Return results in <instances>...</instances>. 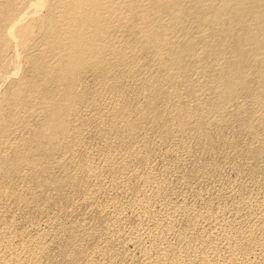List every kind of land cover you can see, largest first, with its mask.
Returning <instances> with one entry per match:
<instances>
[{
  "label": "rangeland",
  "instance_id": "obj_1",
  "mask_svg": "<svg viewBox=\"0 0 264 264\" xmlns=\"http://www.w3.org/2000/svg\"><path fill=\"white\" fill-rule=\"evenodd\" d=\"M125 1L0 0V264H264V0Z\"/></svg>",
  "mask_w": 264,
  "mask_h": 264
},
{
  "label": "bare ground",
  "instance_id": "obj_2",
  "mask_svg": "<svg viewBox=\"0 0 264 264\" xmlns=\"http://www.w3.org/2000/svg\"><path fill=\"white\" fill-rule=\"evenodd\" d=\"M32 1L33 0H31V2L29 3V5H30V8H31V10H32V7L34 8V10H36L35 12H36V14L34 15V20L35 21H42V23H43V25L45 26H48V27H50V29L51 30H56V29H58V30H61L60 32H65L68 36H70V35H72V36H74V37H79V36H81V35H83L84 34V31L86 30V29H89V30H94V31H96V29L98 28L99 29V27H102V25H103V27L104 26H107L108 24V18H114V17H120V15L122 14V16H123V13H122V11H123V7H121L122 6V4L123 3H121L120 2V0H35L34 2H35V4H36V6H34L33 5V3H32ZM126 1H128L129 2V0H126ZM125 1V2H126ZM183 1V0H182ZM194 1V0H193ZM223 1H225V0H223ZM233 1V0H232ZM231 1V2H232ZM131 2V1H130ZM156 2V1H155ZM155 2L154 3H152V5L153 4H155ZM158 2V1H157ZM159 2H160V0H159ZM164 2V1H163ZM178 2V1H177ZM202 2H204V1H202ZM207 2V1H206ZM217 2H219V0L217 1ZM216 2V3H217ZM226 2V1H225ZM234 2V1H233ZM236 2V1H235ZM132 3V2H131ZM130 3V4H131ZM162 3V2H161ZM167 3V2H166ZM213 3V2H212ZM237 3H239V7H241V8H239V9H242V6L243 7H245V6H248V5H250V3L247 5V2H246V0H239V1H237ZM254 3V2H253ZM129 4V3H128ZM128 4H127V7H128ZM158 4V3H157ZM163 5H164V3H162ZM183 4V3H182ZM186 4V3H185ZM192 4V3H191ZM196 4V3H195ZM214 4H215V2H214ZM220 4V3H219ZM222 4H223V2H222ZM231 4V3H230ZM230 4H228L229 6H230ZM233 4V3H232ZM231 4V5H232ZM235 4V3H234ZM256 4H262V2L260 1V0H258L257 2H256ZM132 5H134L133 3H132ZM132 5L130 6V7H132ZM149 5V4H148ZM160 5V4H159ZM174 5V4H173ZM177 5V4H176ZM192 5H194V4H192ZM210 5V4H209ZM208 5V6H209ZM217 5V4H216ZM224 5V4H223ZM227 5V6H228ZM32 6V7H31ZM125 6V5H124ZM135 6V5H134ZM136 6H138V5H136ZM146 6V5H145ZM151 6V5H150ZM182 6V5H181ZM207 6V5H206ZM211 6V5H210ZM218 6V5H217ZM220 6L222 7V5L220 4ZM224 6H226V5H224ZM228 6V7H229ZM235 6V5H234ZM250 6H252V4L250 5ZM249 6V7H250ZM254 6V5H253ZM252 6V7H253ZM260 6V5H259ZM44 7H47V11H49V14H47V15H45V16H43V17H41V13H40V10H42V8H44ZM127 7H126V9H127ZM140 7V6H139ZM160 7H162V6H160ZM167 7V6H166ZM176 7V6H175ZM201 7V6H200ZM203 7H204V5H203ZM237 7V6H236ZM249 7L248 8H243L242 10V12H245V14L248 12V10L250 11V10H252V8L250 7V9H249ZM256 7H258V6H256ZM134 8V7H133ZM136 8V7H135ZM145 8V7H144ZM212 8V7H211ZM224 8V7H223ZM231 8L233 9V11H235L234 10V8L231 6ZM140 9V8H139ZM180 9H182V8H180ZM203 9V8H202ZM208 9V8H207ZM206 9V10H207ZM213 9V8H212ZM211 9V10H212ZM237 9V8H236ZM254 9V8H253ZM131 10H132V8H131ZM214 10H216V9H214ZM218 10H219V8H218ZM238 10V9H237ZM236 10V11H237ZM255 10H257V9H254V11ZM264 10V9H263ZM33 11V10H32ZM43 11V10H42ZM129 11V10H128ZM140 11H143V10H140ZM170 11V10H169ZM203 11H205V9L203 10ZM208 11V10H207ZM207 11H206V13L205 14H207ZM222 10H220L219 12H221ZM225 11V10H224ZM223 11V12H224ZM230 10H228V11H226V12H229ZM136 12V11H135ZM139 12V11H138ZM136 13L137 15L139 14V13ZM192 12V11H191ZM216 12V11H215ZM214 12V13H215ZM232 12V11H231ZM264 12V11H263ZM126 13V12H125ZM142 13V12H141ZM148 13H149V11H148ZM152 13V12H151ZM171 13V12H170ZM256 13H257V11H256ZM43 14V13H42ZM132 14H133V12H132ZM132 14H129V16L130 15H132ZM135 14V13H134ZM135 14V15H136ZM160 14V13H159ZM216 14V13H215ZM222 13H220V16H221V18L223 19V17H225V16H223L222 17V15H221ZM241 14V13H240ZM244 14V13H243ZM244 14V15H245ZM248 14H250V13H248ZM128 15V14H127ZM134 15V16H135ZM144 15V14H143ZM148 15V14H147ZM154 15H155V13H154ZM162 15V14H161ZM160 15V16H161ZM178 15H180V14H178ZM193 15V14H192ZM204 15V14H203ZM217 15V14H216ZM219 15V14H218ZM224 15H225V13H224ZM238 15V14H237ZM236 15V16H237ZM252 15V14H251ZM255 17H254V16ZM252 16L254 17V19H256V14H253ZM166 16V15H165ZM181 16V15H180ZM219 16V17H220ZM227 16V15H226ZM231 16V15H230ZM242 16V15H241ZM131 17V16H130ZM170 17V16H169ZM199 17V16H198ZM216 17V16H215ZM243 17V16H242ZM250 17V16H249ZM160 18V17H159ZM230 18V17H229ZM239 18H240V16H239ZM252 18V17H251ZM251 18H249V19H251ZM121 19V18H120ZM120 19H119V21H120ZM156 19V18H155ZM208 19V18H207ZM206 19V20H207ZM216 20V19H215ZM220 20V19H219ZM227 20V19H226ZM241 20H243V19H241ZM247 20V19H246ZM252 20V19H251ZM109 21H110V19H109ZM112 21V20H111ZM125 21V20H124ZM209 21H210V19H209ZM212 21V20H211ZM223 21V20H222ZM227 21H229V19L227 20ZM123 22V21H122ZM125 22H128L127 20L125 21ZM223 22H225V23H227L225 20L223 21ZM252 22H254V21H252ZM229 23H230V21H229ZM238 23H240V20H239V22ZM244 23H248V22H244ZM157 24V23H156ZM224 24V23H223ZM262 24V23H261ZM114 25H116V23L114 24ZM127 25V24H126ZM177 25V24H176ZM217 25V24H216ZM258 25V24H257ZM109 26H110V23H109ZM108 26V27H109ZM111 26H113V25H111ZM154 26H155V24H154ZM223 26V25H222ZM221 26V27H222ZM232 26V25H231ZM107 27V28H108ZM128 27H129V25H128ZM160 27V26H159ZM163 27V26H162ZM219 27V26H218ZM247 27V26H246ZM176 28V27H175ZM103 29V28H102ZM163 29V28H162ZM161 31V30H160ZM97 32V31H96ZM99 32V31H98ZM102 32H103V30H102ZM228 33V32H227ZM256 37V36H255Z\"/></svg>",
  "mask_w": 264,
  "mask_h": 264
}]
</instances>
